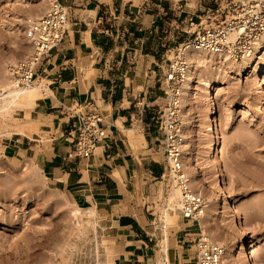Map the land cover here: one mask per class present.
<instances>
[{"label": "rangeland", "instance_id": "obj_1", "mask_svg": "<svg viewBox=\"0 0 264 264\" xmlns=\"http://www.w3.org/2000/svg\"><path fill=\"white\" fill-rule=\"evenodd\" d=\"M158 1L163 2L164 9L160 12L169 22L164 21L163 35L169 36L171 32L163 41L166 61L173 57L181 41L189 39L183 30L188 29L190 17L195 15L196 19L205 7H214L215 3L214 0L211 3H207L208 0ZM47 8L48 0H0V76L5 68L11 70L30 53L25 34L28 20L42 16ZM211 67L220 72L217 65ZM203 73L204 77H195L192 86L196 89L183 105L186 135L183 163L191 190L203 196L209 207L202 218L179 223V204L170 205L168 200L176 182L166 170L153 207L155 251L149 264H197L196 242L202 234L224 247L222 262L235 264L240 260L238 239L241 236L224 202L218 198L215 187L218 177L240 198L238 211L251 232L253 256L264 261V92L260 91L258 76L248 79L246 75L223 73L224 76L218 78L207 70ZM204 79H209L216 99V114L212 117L221 134L217 145L214 139L209 140L206 131L210 112L204 101L206 88L200 91ZM221 81L226 85H221ZM43 83L44 80L37 81L42 87ZM23 110L14 111L10 120L0 118V153L4 155L0 161V264H113V240L107 236L101 216L94 220L84 216L81 227L76 228L71 214L76 204L71 195L57 189L38 162L5 155L4 134L10 136L14 129L30 125L20 120ZM38 126L39 123L34 122L30 129L37 131ZM212 154L219 157L222 169L213 166ZM178 200L181 202V193ZM164 213L172 217L175 214L167 227ZM181 222L190 236L184 252L178 247L176 236ZM167 236L168 252H165Z\"/></svg>", "mask_w": 264, "mask_h": 264}, {"label": "crops", "instance_id": "obj_2", "mask_svg": "<svg viewBox=\"0 0 264 264\" xmlns=\"http://www.w3.org/2000/svg\"><path fill=\"white\" fill-rule=\"evenodd\" d=\"M65 3V39L43 62L36 79L44 80V91L51 94L44 92L33 108L22 111V123L30 122L25 134L5 136L2 146L6 156L38 162L51 183L68 192L77 206L96 208L113 240V264H149L155 251L153 207L168 170L160 77L163 41L171 32L163 35L164 21L169 23L160 12L163 2ZM89 101L100 106L107 136L91 156L81 157L74 153L73 120L66 112ZM34 122L39 123L37 131L30 129ZM179 226L178 247L184 252L190 236L184 223Z\"/></svg>", "mask_w": 264, "mask_h": 264}, {"label": "built area", "instance_id": "obj_3", "mask_svg": "<svg viewBox=\"0 0 264 264\" xmlns=\"http://www.w3.org/2000/svg\"><path fill=\"white\" fill-rule=\"evenodd\" d=\"M65 1L48 0L47 11L29 20L25 34L30 53L11 67L12 74L21 85L35 82L43 62L64 41L69 24ZM214 3V7H205L196 19L195 15L190 17L186 25L188 29L183 30L189 39L181 41L173 57L164 61L168 63L162 68L160 77L165 102L160 117L163 148L168 171L182 190L179 212L184 220L190 222L205 215L206 200L199 193L189 190L188 174L183 163L186 135L182 95L189 71L186 50L192 48L212 54H227L233 61H242L252 54L264 34V0H214ZM66 115L73 120L74 153L81 157L91 156L107 136L105 116L100 106L93 101L74 104ZM3 156L0 153V161ZM196 250L197 264H221L225 254L222 245L203 234L196 242Z\"/></svg>", "mask_w": 264, "mask_h": 264}, {"label": "bare ground", "instance_id": "obj_4", "mask_svg": "<svg viewBox=\"0 0 264 264\" xmlns=\"http://www.w3.org/2000/svg\"><path fill=\"white\" fill-rule=\"evenodd\" d=\"M29 20H32V19L29 18ZM186 54H187L188 60H189V71H188V74L186 77L183 95H182V102H183L182 103V118H183V116L185 118V115L183 113V109H185V108H183L184 102L187 98H189L190 93L196 89L192 86V84L195 81L194 79L196 76L204 77L203 72H205V70H207L211 76L218 77V78L220 77V75H223V73L226 76H230L232 74H235L236 76L246 75V77L248 79H252L253 77L258 76V79H259L258 84H260V91L264 92V34L261 37V39L256 43L252 54L242 61H233L229 58V56L227 54H212V53H208V52L203 51V50H197V49H192V48L187 49ZM11 62L13 63L14 61H11ZM213 64L217 65L218 68H220V72L213 71L214 68L212 69V67H211V66H213ZM218 64L220 65V67ZM200 84L202 85V88L200 87L201 92L203 91V89L206 88V93H205L206 96H204V101L206 102L208 109H209V112H210V116H208V123L209 124L206 126L207 127L206 128L207 135H208L209 140L214 139L215 143L213 141L212 142L215 145H217L216 141L218 140L220 143L221 134H220L219 128L215 127L214 122H213V117H212L213 115L216 114V109H217L216 99H215V96H214V93L212 90V86H210L209 79L208 80L204 79V81ZM220 84L223 86L226 85V83L222 82V81ZM44 92H46V91H44V87L38 85L37 80H35V82L31 85L21 87L19 80L12 74L11 70L10 69L7 70L5 68L3 70L2 75L0 76V118H2V119L9 118V120H10V118H11L10 115H12V113L14 111H16L18 108L19 109H31V108H33L35 103L40 98H43L45 96ZM47 92H50V90L47 89ZM201 92H200V94H201ZM47 94H49V93H47ZM50 94H51V92H50ZM199 96L201 98L203 97L202 95H199ZM184 118H183V120H184ZM2 119H1V121H3ZM185 120H187V119H185ZM5 124H6V122H5ZM25 132H26L25 129L18 128V129H14L12 134H21L22 135V134H25ZM6 134H10V133L7 132ZM134 134H133V136H134ZM4 136H6V135L4 134ZM134 138H132V139L134 140ZM134 141H133V143H134ZM184 145L186 146V144H184ZM214 150H215V147H214ZM211 160H212L214 167H216L218 169H222L221 162H220L218 156H215V154H212ZM194 181H196V179ZM176 186H178V188ZM176 186L174 187V189H173L172 193L170 194L168 200H169L170 205H172L173 203H178L180 206L181 202H179L178 199L180 197V193H181V197H182V190H181V187L179 185H177V183H176ZM215 187H216V191H217V195H218L219 200L224 202V207H225L230 219L232 220V222L237 226L238 233L241 236L238 239V248H239V253H240L241 258H240V260L237 259L235 264H264L263 260L255 258L253 256L252 247L254 246V244H253L254 241L251 239V237H252L251 232H250L249 228L241 220V215L238 211L239 210L238 204L240 202V198L238 199L233 195V193L229 190V188L224 185L221 177H218V179L216 178ZM189 190H191V188ZM208 207H209V205L207 204V200H206V208H208ZM71 214L73 216L72 218H74L76 220V222H75L76 224H74V225L77 228L79 226L81 227V225H82L81 219L84 216H86L90 220H94L99 215V212L96 210L95 207L94 208H81V207L76 205L71 210ZM173 215H174V217H172V215H170L168 213H164L163 221H164L165 227H167L169 225L168 222H172L173 218H175V214H173ZM95 223H97V222H95ZM74 229H75V227H74ZM164 238H166V237H164ZM164 241H165V243L162 241L164 243V246H163L164 251L168 252V236ZM110 261L111 260H109L108 262H110ZM221 264H226V263L222 262V260H221Z\"/></svg>", "mask_w": 264, "mask_h": 264}]
</instances>
